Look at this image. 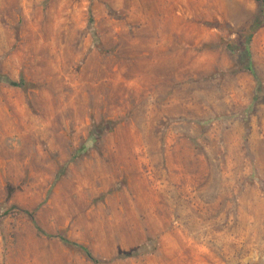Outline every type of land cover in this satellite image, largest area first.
I'll return each instance as SVG.
<instances>
[{"label":"rangeland","instance_id":"1","mask_svg":"<svg viewBox=\"0 0 264 264\" xmlns=\"http://www.w3.org/2000/svg\"><path fill=\"white\" fill-rule=\"evenodd\" d=\"M263 2L0 0V264H264Z\"/></svg>","mask_w":264,"mask_h":264},{"label":"trees","instance_id":"2","mask_svg":"<svg viewBox=\"0 0 264 264\" xmlns=\"http://www.w3.org/2000/svg\"><path fill=\"white\" fill-rule=\"evenodd\" d=\"M263 4V5H262ZM264 2L261 3V7H262V14H264ZM97 45L99 46V49H101L100 47V43L99 41H97ZM243 50V55L242 57L243 58H248L249 57V54H250V51H249V47L248 45L244 46L242 48ZM6 83L12 85V86H16V87H19V88H22L24 90H29L30 88H32L30 84L24 82V81H20V82H16V81H12L11 79H4ZM99 134H102V132H100L102 130V128L99 126ZM98 134V135H99ZM30 217L32 218L33 222H34V214H30ZM38 231L40 234H43L45 235L47 238H59L66 246H69V247H73L75 249H78V250H81L85 255L86 257L91 261L93 262L94 264H100V261L95 258L91 252L84 246L80 245V244H77V243H74V242H71L69 241L68 239L64 238V237H55V236H52V235H48L46 234L41 228L37 227Z\"/></svg>","mask_w":264,"mask_h":264}]
</instances>
